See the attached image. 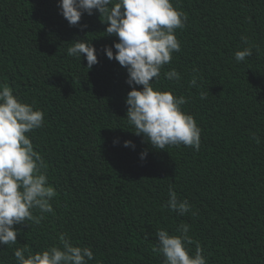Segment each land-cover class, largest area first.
<instances>
[{
	"label": "trees",
	"instance_id": "obj_1",
	"mask_svg": "<svg viewBox=\"0 0 264 264\" xmlns=\"http://www.w3.org/2000/svg\"><path fill=\"white\" fill-rule=\"evenodd\" d=\"M171 2L188 19L175 30L181 51L155 86L186 98L183 110L202 129L199 151L159 150L134 133L126 115L132 88L126 69L104 52L115 54L119 42L105 33L104 15L94 10L70 26L59 0H0V84L44 112V126L26 135L57 192L55 215L15 225L18 243L0 244V264H17V248L58 246L65 234L91 248L88 264H163L155 233L178 234L181 224L190 225L208 264H264V0ZM85 39L97 50L91 69L84 55H67ZM248 46L252 55L237 62L235 52ZM171 69L178 82L165 79ZM170 185L191 205L183 216L166 207ZM188 247L193 255L195 243Z\"/></svg>",
	"mask_w": 264,
	"mask_h": 264
},
{
	"label": "clouds",
	"instance_id": "obj_2",
	"mask_svg": "<svg viewBox=\"0 0 264 264\" xmlns=\"http://www.w3.org/2000/svg\"><path fill=\"white\" fill-rule=\"evenodd\" d=\"M60 14L70 26H77L83 14L93 15L97 10L106 19L105 33L115 35L119 42L106 46L104 52L109 60L115 59L128 74L127 84L132 90L126 98L127 121L134 126L136 135H143L154 148L181 145L199 151L202 129L193 115L183 110L187 103L184 96L173 91H164L155 86L162 68L172 60L174 52L181 51V42L175 30L183 29L187 15L171 0H59ZM83 30L87 25H79ZM248 43L247 37H242ZM67 55L87 60V69L98 63L97 50L91 40H78L67 49ZM252 55V46L235 52V60L242 62ZM170 81H179L180 73L171 69L164 73ZM197 84L196 78L190 82ZM136 86H142L137 89ZM206 99L207 93L201 92ZM45 114L33 104L22 101L13 94L7 84H0V244L15 245L19 229L15 225L30 221L39 224L45 213H54L51 201L57 195L48 182L47 169L28 133L44 126ZM259 143V138L254 137ZM118 141L114 140V144ZM124 147L135 148L131 141H124ZM147 157V151L140 153V159ZM169 200L166 207L183 216L191 211V205L180 200L172 186H169ZM39 210V215H34ZM195 215V213H193ZM190 225L181 224L170 235L166 229H158L154 251H159L163 264H208L198 241L189 236ZM195 243L196 250L190 255L189 245ZM17 264H88L94 259L89 247L73 245L65 235L59 237V245L47 247L35 253L26 247L14 251Z\"/></svg>",
	"mask_w": 264,
	"mask_h": 264
}]
</instances>
